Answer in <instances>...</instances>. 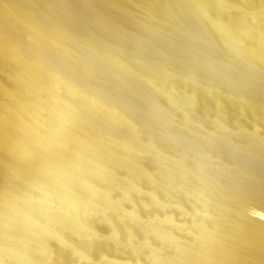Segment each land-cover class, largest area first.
Returning <instances> with one entry per match:
<instances>
[{
    "label": "bare ground",
    "instance_id": "6f19581e",
    "mask_svg": "<svg viewBox=\"0 0 264 264\" xmlns=\"http://www.w3.org/2000/svg\"><path fill=\"white\" fill-rule=\"evenodd\" d=\"M181 1L0 0V264H57V253L60 254L68 248L77 264H111V261L108 262L105 258L95 260L88 243L89 239V242H99L101 239L98 235L100 231L98 232L96 223L90 219L92 217L89 214L95 212V215L98 213L107 217V210L123 221L128 214L135 224H142L141 228L151 234V237L153 235L161 242H172L170 244H174L176 253H173V256L170 254L172 261L166 257L171 264H264V198L261 197L260 190L262 186L257 187L260 191L254 192L252 188V192L250 189L249 194L245 192L246 187L244 192L248 196L243 193V198L234 200L233 197H224L222 201L219 200L222 204H217L222 205L220 209L223 208V214L228 213L226 218L229 221L223 225L222 220L220 224L217 219L210 217L207 221L206 218L207 222L201 224L206 230H200L193 237L191 235L196 231L191 234L192 232L187 230L192 240L188 242L187 239L184 242H193L192 245L184 243L183 240L179 241L180 238H175L176 235L172 236L175 232L171 234L163 225L164 221H159L155 215L151 216L149 223L141 222L135 211L125 208L123 210L122 205L109 195L110 191L119 189L125 192L127 199L134 197L131 186L126 188L125 182L119 179L116 166L113 167L114 163L127 170L129 182L136 186L144 181L146 173L149 172H146L145 165L143 166L141 158L139 159L142 155L140 147L135 155L131 156L121 154L117 148L110 145L116 143L129 150L130 147L138 146L141 141L136 138L135 141L129 140L130 138L114 124L115 120H122L127 122L132 131L137 129L131 109L129 115L122 106L108 100L111 92L106 90H109L108 84L111 82L108 83L100 76L98 67H107L105 62L111 55L104 61L103 54L107 49L98 44L106 43L114 36V44L121 45L125 40H122V35H129L130 39L131 36H137L141 42L146 41L148 33L164 25L162 23L166 16L175 20L171 11L173 6L187 9ZM196 1L202 13H212V4L208 0ZM218 1L224 8L232 10L234 4L228 0ZM244 1L245 4L249 3V0ZM235 11L231 12V15L228 14V17L219 14L211 19L231 37V29L234 26L241 31L243 38H247L248 27L244 15L246 13L241 12L242 10ZM250 12L251 18L255 20L258 16L256 10ZM260 23L257 22L261 31ZM90 26L108 30H102L106 33L104 34L93 29L99 34V38L95 35L100 39L98 44L89 38V33L93 31ZM148 26L152 29L150 32ZM82 44L88 53L81 50ZM124 45L125 43L121 47ZM253 56L261 57V52ZM111 62L115 69L125 71V64L119 59H113ZM75 71L86 76L88 82L79 83L77 79H73L72 76L75 75L70 76V73ZM120 76L121 79L116 78L114 82L112 80V85L121 86L128 82L123 75ZM133 80L137 84L135 77ZM127 104L129 106V103ZM149 151L162 164L168 160L155 143H151ZM175 162L171 167H162L163 169L154 175L163 183L178 181L177 184H181L180 180L183 182L184 179H190L193 175L190 166L180 160ZM200 170L202 173L198 172L200 175H196L207 179L211 184L217 183L218 178L215 181L214 174L209 170ZM96 173L101 182L94 178ZM152 180L150 181L153 183ZM233 182L235 184V181ZM201 186H195L192 193L208 198L207 192ZM35 188L40 191V195ZM241 188L243 191V186ZM155 189L153 187L150 196L154 203H160ZM220 192L225 196V191ZM216 193L218 198L220 194ZM214 195L212 194L216 203ZM54 196L58 198L55 199ZM52 198L59 200L55 202ZM138 201L145 203L141 199ZM208 209L210 207L203 211L213 216V209L210 213L207 212ZM179 210L181 214L184 213L180 207ZM175 223L177 225L176 221ZM125 231L124 241L132 247L131 254L136 256L141 251H138L137 243H134L133 230ZM110 235L119 239V234L114 228H111ZM51 236L58 241L57 253L49 242ZM157 248L152 249L151 264H165L168 260L162 261L164 252L160 251L162 248ZM11 259L17 262H11ZM117 261L114 263L122 264Z\"/></svg>",
    "mask_w": 264,
    "mask_h": 264
},
{
    "label": "rangeland",
    "instance_id": "374dc122",
    "mask_svg": "<svg viewBox=\"0 0 264 264\" xmlns=\"http://www.w3.org/2000/svg\"><path fill=\"white\" fill-rule=\"evenodd\" d=\"M208 1L212 4V13L209 14H204L198 9L196 0H182V4L187 9H181L176 7V5L171 6L175 20H170L166 16L162 23L164 25L155 30L153 29L154 31L148 26L149 32L152 31L148 33V29L146 28L149 36H147L146 41H143L144 43L137 36L133 37L141 43L134 40L132 36L133 40L130 39L129 35L125 34L129 38L127 39V37L122 35V40H126L122 42L123 44L125 43L123 48L121 47L122 43L121 45L118 44L119 46L117 43L114 44V36L112 37L111 35V41L109 40L106 43L99 42L98 44L97 41L100 39H98L99 34L97 35V33L100 31L101 33L103 31L107 32L108 30L106 31L102 28V31L100 27H98L100 29H97V27L93 28L90 26L92 30L98 31L96 33L93 30L91 31L92 33H89L90 40L97 42L100 47L107 49L105 54H103V56L105 55L104 61L111 55V58L108 60L119 59L125 64V71L115 69L112 65V60H106L109 63L105 62L108 67L106 70L105 68L107 67H97L100 76L104 80H107V82H111V84H108L109 90H106L109 93L111 92V95H107L108 100L117 106H122L128 111L129 115L131 109V116L137 125L136 131H132L126 121L115 120L114 124L117 125L116 128L120 129L126 137L130 138L129 140L135 141L137 139V141H141L138 146L135 145L134 149L130 147L129 150L123 149L121 145L116 143H111L110 145L113 148H117L118 150H116L120 151L123 155L129 154L133 156L140 149L142 155L139 159L141 158L142 165H145L146 172H149L146 173L144 181L139 186H136L129 182L127 170L120 164L115 165L114 163L113 167L116 166L115 170L119 179L125 182L126 188L129 185L131 186L129 187L134 197L131 200L127 199L124 195L125 192L119 189L110 191L109 195L122 205L123 208H121L123 210L129 209L135 211L143 223H149L152 220L151 216L155 215L156 219L158 218L161 222L164 221L163 225L166 229L168 228L167 230L171 234L173 231L175 232L172 236L176 235L175 238H180L179 241L183 240V242L187 241V239L188 242L191 241L192 237L200 230H206V227H203L201 224H205L210 220V217L213 220L217 219L216 221L220 224L222 222L224 223L223 225L227 224L229 221L226 218L228 213H225L226 215L223 214L224 212L221 210L223 208L220 209L222 205H218L219 203L222 204V198L233 197L234 200L235 198H243V193L249 194L252 188L255 190L254 192L261 190V197L263 196L262 198H264V0H249L248 4H245L244 0H228L232 5L234 4L232 10L228 7L224 8L218 0ZM219 4L223 7V10ZM249 9H251L250 11L256 10V12L259 10L256 14L259 17H255L256 21L253 20L254 18H251L252 13L248 11ZM230 10L231 12L242 10L241 12L247 14H244L248 27L246 28V34L248 33L247 38H243L241 31L233 26L234 28L232 27L231 29L233 39H231L232 37L224 32L222 27L213 22L214 16L216 17L219 14H222V16L231 15ZM257 22H261V31L258 28ZM105 32L103 33L106 34ZM152 32L155 33L151 35ZM107 34L109 35V33ZM228 37L231 38L229 39ZM245 47H248L249 51L248 48L247 50L244 49ZM81 50H84V53H88L87 48L83 44ZM103 50L102 52L104 53ZM250 52L253 53L251 54ZM260 52V58L253 56ZM73 74L75 75L74 77L72 76ZM120 75H123L122 77H125L128 82L121 86L112 85V80L114 82L116 78L117 80L121 79ZM70 76L73 79L75 78V80L77 79L79 83H86L89 80L77 71L70 73ZM133 76L136 78L137 84H135ZM71 97L75 98L74 95ZM109 98L113 99V101ZM127 103H129V106ZM151 143H155L166 154L168 160L165 163L163 162L162 164L149 151ZM112 144L115 145L112 146ZM179 160L183 161L186 165L188 164L191 168L190 172L192 171L191 175H195H192L190 179H184L185 181L183 180V182L180 180L181 184H177L178 181L163 183L156 176L157 173L164 167L175 165V161ZM200 169H204L203 171L209 170V172L214 174V180L216 181L218 178L217 183L211 184L207 179L200 177L198 173L201 172ZM99 177L97 173L94 174L96 181L99 180L98 182H101ZM125 178L127 180H124ZM150 180L154 182L152 183ZM233 181H235V184ZM198 185H202L201 187L205 189L210 200L206 196L202 197L192 193L194 187ZM241 186H243V191ZM153 187L159 195V202L161 204L154 203L150 196ZM257 187H261L260 190ZM217 188L220 189H218L219 191H225V196L223 193H219ZM169 191L171 193L168 194ZM216 192L220 194L218 198ZM227 192L228 194L231 193V195H228ZM212 194H215L216 203L213 200ZM210 195L213 198L209 197ZM55 197L58 198L57 196L53 198ZM55 199H53L55 202L59 200ZM140 199L145 203L141 204L138 201ZM205 206H208L207 208L210 207L209 211L207 210L209 213L213 209V216L211 214L210 216L207 215L208 213L205 212L207 208ZM179 207L183 209L184 213H180ZM107 211H105L107 217H104L102 214L98 215V213L95 215V212L94 214H89L92 217L89 218L95 221L97 230L98 232L100 231L98 235L101 237L99 242L90 241V243V239L88 240L95 260L105 258L109 260H107L108 262L111 261V264H115L114 262L117 260V262L122 264H151L150 257L154 248L156 249L157 247L162 248L161 250L157 249L163 251L164 256L166 254L165 257L162 255V261L166 262L168 260L166 259L167 256L169 258L175 255L173 254L176 253L175 247L173 248L174 244H170L172 242H165L163 240L161 242L160 239V241L157 240L153 235L152 237L154 238H152L151 234L145 232L144 228H141L142 224L140 226L137 225L138 223L135 224L128 214L124 215L123 221L115 217L116 215L112 214L113 212ZM226 219L228 220L226 221ZM186 224L191 227H187ZM178 225H181V227ZM198 226L199 229L197 228ZM111 228L117 231L119 239L111 237ZM127 229L133 230L135 236L134 243H137L138 251H141L136 256L131 254L132 247L129 244L128 246L124 241V233ZM187 230L191 231V234L196 232L191 235L190 233L188 234ZM190 235L192 236L191 238ZM49 240L54 251L57 253L59 248L57 245L58 241L53 236L49 237ZM188 242L184 243L187 244ZM188 244L192 245L193 242ZM68 249H65L66 251L64 250L60 254L57 253V264L78 263H76L75 259L73 260L74 257H71L73 254ZM169 260L166 263L171 264L169 262L172 260ZM10 261L17 262L12 259Z\"/></svg>",
    "mask_w": 264,
    "mask_h": 264
}]
</instances>
